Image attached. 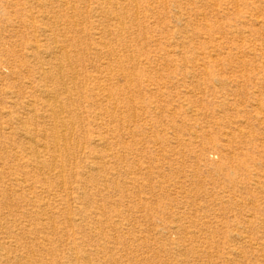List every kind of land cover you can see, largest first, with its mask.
Returning a JSON list of instances; mask_svg holds the SVG:
<instances>
[{
    "label": "rangeland",
    "instance_id": "374dc122",
    "mask_svg": "<svg viewBox=\"0 0 264 264\" xmlns=\"http://www.w3.org/2000/svg\"><path fill=\"white\" fill-rule=\"evenodd\" d=\"M0 264H264V0H0Z\"/></svg>",
    "mask_w": 264,
    "mask_h": 264
},
{
    "label": "bare ground",
    "instance_id": "6f19581e",
    "mask_svg": "<svg viewBox=\"0 0 264 264\" xmlns=\"http://www.w3.org/2000/svg\"><path fill=\"white\" fill-rule=\"evenodd\" d=\"M71 1V0H70ZM102 1V0H101ZM38 2V1H37ZM64 2V1H63ZM125 2V1H124ZM109 3V2H108ZM107 4V2H106ZM116 5V4H115ZM122 5V4H121ZM43 6V5H42ZM67 6V5H66ZM41 7V6H40ZM114 8V6H113ZM111 9V8H110ZM74 10V9H73ZM134 13V12H133ZM109 15V14H108ZM116 16V14H115ZM133 16V15H132ZM114 18V17H113ZM117 19V18H116ZM120 20V19H119ZM118 20V21H119ZM80 21V20H79ZM117 21V20H116ZM73 22V21H72ZM120 22V21H119ZM73 24V23H72ZM82 24V23H81ZM119 25V24H118ZM97 28V27H96ZM108 28V27H107ZM120 28H123L122 26ZM109 30V29H108ZM107 30V31H108ZM130 30V29H129ZM49 31V30H48ZM98 32V31H97ZM102 32V31H101ZM100 33V31L98 32ZM108 33V32H107ZM102 34V33H101ZM121 34V33H120ZM101 37V35H100ZM63 38V37H62ZM103 38V37H101ZM43 40V39H42ZM104 43V42H103ZM108 44V43H107ZM105 45V44H104ZM64 46V45H63ZM36 48V47H35ZM59 48V47H58ZM67 48V47H66ZM32 51V50H31ZM59 51V50H58ZM47 55V53H46ZM49 55V54H48ZM215 55V54H214ZM50 56V55H49ZM211 56V55H210ZM53 60V59H52ZM67 60V59H66ZM47 63V62H46ZM60 64V63H59ZM69 64V63H68ZM48 65V64H47ZM75 65V64H74ZM71 66V65H70ZM62 68V67H61ZM71 69V68H70ZM48 70H49V67H48ZM59 70L58 72H60L57 76V79L50 71L47 72V71H44V70H41L39 71L40 74L42 75L41 77L38 78V80L40 81H37L39 83V88L40 90L43 92V96H44V99L45 101L43 100V108H46L45 109V114H43V117H47L50 119L52 123V125L54 126L55 130L58 129V126L60 125V122L63 121V117L60 115L61 114V109H62V101L59 99V97L57 96V91L54 89V88H51V85L48 84V79L53 83V84H56L58 83L59 84V81L61 79H63L62 77V73H61V69L60 67H58ZM106 71V70H105ZM38 72V73H39ZM78 72V71H77ZM73 73V72H72ZM102 73V72H101ZM76 74V73H75ZM71 76V75H70ZM74 77V76H73ZM72 79V78H71ZM75 79V78H73ZM102 79V78H101ZM31 80V79H30ZM29 80V85H30V88L33 87V84L31 83V81ZM74 81V80H73ZM61 82V81H60ZM65 84V83H63ZM29 87V86H28ZM99 87V86H98ZM95 88V87H94ZM100 89V88H99ZM101 90V89H100ZM102 91V90H101ZM38 92V91H37ZM30 95L26 96V105H28L27 107L30 108L33 105V98L31 99V97H33V92L32 91H29ZM61 94V93H60ZM94 96V95H93ZM107 96V95H106ZM109 96V95H108ZM109 98V97H108ZM110 99V98H109ZM42 104V102H41ZM114 104V103H113ZM113 106V105H112ZM114 108V107H113ZM28 110V109H27ZM30 112L32 111V108L29 109ZM30 114V113H27V115ZM40 115V114H39ZM46 119V118H45ZM21 120V119H19ZM97 120V119H96ZM71 122V121H70ZM9 123V122H8ZM23 124V123H22ZM25 125V124H24ZM68 129V128H67ZM73 129V128H72ZM9 130V129H8ZM36 130V129H35ZM44 131V130H43ZM74 132V131H73ZM24 133L26 134V138H29L30 141H37V144L39 145V147H33L32 145H30L28 148H26V151H27V154H29L31 156V159L33 161L36 162V164L39 166H41V164L43 163L42 162V157H45L46 155H50L51 152L50 150L48 149V146L41 142L40 140L34 138V134L32 133V130H30L29 128H25L24 127ZM72 133V131L70 130V134ZM37 134V133H36ZM45 134V133H44ZM43 134V135H44ZM51 135V134H50ZM43 137V136H42ZM44 138V137H43ZM45 139V138H44ZM64 139H66V136L62 134V139H59L57 138L55 140V144L56 146L60 147V145L62 144V142H64ZM96 139V138H95ZM99 139V138H98ZM104 140V139H103ZM54 141V140H53ZM98 141V140H97ZM96 141V142H97ZM106 141V140H104ZM103 141V142H104ZM35 143V142H34ZM66 143V142H65ZM65 143H63L62 145H64ZM100 144H103L102 142ZM99 144V145H100ZM66 145V144H65ZM64 145V147H65ZM51 147V146H50ZM106 147V146H105ZM58 149V148H57ZM74 155V154H73ZM69 160V159H68ZM75 161V160H74ZM54 163H52L53 165ZM33 166V165H32ZM61 166V165H60ZM37 167V166H36ZM62 168V167H61ZM95 168V166H94ZM39 169V168H38ZM43 169V168H42ZM63 170V169H62ZM62 173V172H61ZM48 174V173H47ZM62 175V174H61ZM63 179V178H62ZM22 181V180H21ZM63 181V180H62ZM63 186V183L61 184ZM61 188V187H60ZM106 189V188H105ZM58 191V190H57ZM55 195V194H54ZM56 196V195H55ZM31 198V197H30ZM33 199V198H32ZM50 204V203H49ZM45 205V204H44ZM49 211V210H48ZM16 213V212H15ZM20 213V212H19ZM45 213V212H44ZM50 215V214H48ZM12 220V219H11ZM71 220V219H70ZM54 221V220H53ZM107 223V222H106ZM28 226V225H27ZM53 227V226H52ZM16 229V228H15ZM14 229V230H15ZM19 229V228H18ZM19 232V231H18ZM44 238V237H43ZM6 241V240H5ZM9 242V241H7ZM6 243V242H5ZM180 243V242H179ZM8 244V243H7ZM45 244V243H44ZM14 247V246H13ZM180 247V246H179ZM66 250V249H65ZM2 251V249H1ZM6 254V253H4ZM75 254V253H74ZM73 255V254H72ZM18 256V255H17ZM12 257V256H11ZM76 257V256H75ZM13 258V257H12ZM20 259V258H19ZM77 259V258H76ZM16 260V259H15ZM20 261V260H19ZM86 262V261H85ZM113 263V262H112Z\"/></svg>",
    "mask_w": 264,
    "mask_h": 264
}]
</instances>
